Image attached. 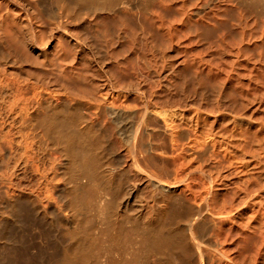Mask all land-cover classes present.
<instances>
[{
	"label": "bare ground",
	"instance_id": "1",
	"mask_svg": "<svg viewBox=\"0 0 264 264\" xmlns=\"http://www.w3.org/2000/svg\"><path fill=\"white\" fill-rule=\"evenodd\" d=\"M8 222L19 264H264V0H0Z\"/></svg>",
	"mask_w": 264,
	"mask_h": 264
},
{
	"label": "rangeland",
	"instance_id": "2",
	"mask_svg": "<svg viewBox=\"0 0 264 264\" xmlns=\"http://www.w3.org/2000/svg\"><path fill=\"white\" fill-rule=\"evenodd\" d=\"M19 224H20V222H15V223L8 222L7 223V225H8L7 229L8 230L6 231V236H7V238L11 239L10 241L8 240L11 243H9V245H8L7 244L8 242L0 241V264H9V261H11L10 264H19V262L16 259L12 260L8 257H10L11 255H14V254L17 255L16 252L20 251L21 241L26 242L27 240H29L30 235H31L30 233L32 231V230H30L31 227L30 228H28V227L24 228V227H20ZM6 244L8 246H6ZM5 258H7V260ZM27 264H31V260H29Z\"/></svg>",
	"mask_w": 264,
	"mask_h": 264
}]
</instances>
